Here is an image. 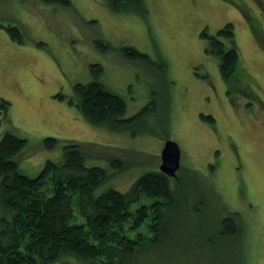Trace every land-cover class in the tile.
<instances>
[{"label": "rangeland", "instance_id": "374dc122", "mask_svg": "<svg viewBox=\"0 0 264 264\" xmlns=\"http://www.w3.org/2000/svg\"><path fill=\"white\" fill-rule=\"evenodd\" d=\"M242 1L255 14L258 3L264 9V0ZM238 2L144 0L147 11L138 14L113 12L106 0H69L68 6L0 0V99L9 102L0 114V138L9 132L26 140L15 157L18 169L34 177L46 160L62 159L61 146L47 150L44 138L74 141L86 145L87 165L113 173L110 160L123 161V170L103 189L125 191L138 176L159 168L164 143L174 141L181 150L178 171L209 177L220 216L236 212L247 227L241 243L245 264H264V45L258 42L262 34L256 38L238 13ZM225 23L234 27L239 54L228 82L201 36L203 30L216 35ZM8 26L20 29L21 43ZM99 42L111 49L100 51ZM126 46L148 58L121 56L117 50ZM90 64L103 67L101 80L123 98L124 117L150 107L141 121L112 131L82 119L68 100L75 83L91 81ZM192 215L198 221L182 213L183 231L169 245L191 248V260L227 264V251L216 250L215 257L199 249L200 220L209 223L213 215ZM63 262L76 264L71 258Z\"/></svg>", "mask_w": 264, "mask_h": 264}, {"label": "trees", "instance_id": "16d2710c", "mask_svg": "<svg viewBox=\"0 0 264 264\" xmlns=\"http://www.w3.org/2000/svg\"><path fill=\"white\" fill-rule=\"evenodd\" d=\"M39 1L70 4L69 0ZM106 2L113 12L147 11L144 0ZM6 29L13 40L22 42L18 27ZM253 30L260 32L256 24ZM201 36L208 39L206 52L217 56L220 76L228 82L239 58L233 25L225 23L214 36L203 30ZM258 42L263 47L264 37ZM97 47L102 52L111 49L107 43L99 42ZM117 51L129 60L148 58L133 47ZM89 71L91 81L75 83L74 98L68 100L86 123L123 130L141 121L150 110L145 106L124 117L123 98L101 80L103 67L90 64ZM8 105L0 99V114L5 115ZM25 144V139L9 132L0 138V264H63L70 258L76 264H204L206 259H190L191 248L169 245L183 231L182 213L193 217L203 210L213 216L209 223L200 220L199 249L215 257L220 253L214 251H227V264H245L241 243L246 240L247 227L236 212L220 216L222 207L209 177L196 170H181L171 178L154 169L138 176L125 191L114 185L103 189L123 170V161L111 159V170L115 171L109 173L101 166L86 164V145L53 137L43 139V148L61 146L62 159L46 160L38 174L29 177L18 169L15 160Z\"/></svg>", "mask_w": 264, "mask_h": 264}, {"label": "water", "instance_id": "95a60500", "mask_svg": "<svg viewBox=\"0 0 264 264\" xmlns=\"http://www.w3.org/2000/svg\"><path fill=\"white\" fill-rule=\"evenodd\" d=\"M181 150L174 141L167 140L160 152L159 171L166 176L175 178L180 168Z\"/></svg>", "mask_w": 264, "mask_h": 264}, {"label": "flooded vegetation", "instance_id": "af4514ba", "mask_svg": "<svg viewBox=\"0 0 264 264\" xmlns=\"http://www.w3.org/2000/svg\"><path fill=\"white\" fill-rule=\"evenodd\" d=\"M239 1L238 3H235L237 8L238 13L241 15V17H243L246 22L248 23V27H250L251 29H253L254 24H256V26H258V28L260 29L258 32L260 34H262V37H264V28L261 26L260 24V17H262V20H264V9L261 5V3H258V7H259V14H255L254 12H252L245 4L244 1L242 0H237ZM255 34L257 35L256 38L259 37V33H257L256 31H254ZM247 89L249 90V88L247 87ZM251 89V88H250ZM250 91V90H249ZM252 91V90H251ZM243 93H248L247 90H242Z\"/></svg>", "mask_w": 264, "mask_h": 264}]
</instances>
